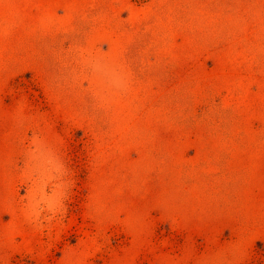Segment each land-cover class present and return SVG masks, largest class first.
<instances>
[{"label":"rangeland","instance_id":"1","mask_svg":"<svg viewBox=\"0 0 264 264\" xmlns=\"http://www.w3.org/2000/svg\"><path fill=\"white\" fill-rule=\"evenodd\" d=\"M0 264H264V0H0Z\"/></svg>","mask_w":264,"mask_h":264}]
</instances>
